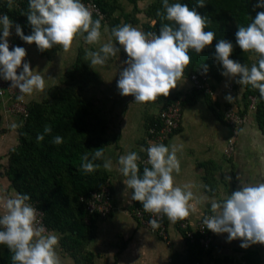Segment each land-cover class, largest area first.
Returning a JSON list of instances; mask_svg holds the SVG:
<instances>
[{
  "label": "clouds",
  "instance_id": "9594fccd",
  "mask_svg": "<svg viewBox=\"0 0 264 264\" xmlns=\"http://www.w3.org/2000/svg\"><path fill=\"white\" fill-rule=\"evenodd\" d=\"M12 3L13 0H8L9 9ZM203 7L204 0H197L193 8L162 0L163 10L157 11V16L161 18L158 33L144 32L131 24L118 25L111 30L109 41L102 44L98 51L86 50L84 59L90 62V68L104 66L110 57L123 49L127 59L123 61L125 66L117 80L119 94L134 97V102L138 104L155 102L161 96L166 98L177 87L191 62L189 51L193 50L199 55L215 40V33L205 30L209 22L207 17L197 11ZM254 8L264 9V0H257ZM24 15L32 29L30 35H25L19 24L14 25L7 14L0 16V78L11 82L10 88L19 91L17 99L20 101L26 96L43 92L45 79L31 68L30 63L25 62V48L15 46L10 50L9 38L13 27L21 40L29 45L34 43L41 52L54 46L68 52L78 36L83 37L88 45L98 44L101 38L100 19L94 21L92 13L81 0H29ZM235 38L242 52L255 54L257 59L251 67L230 59L233 43L220 39L215 44L213 58L222 66L221 75L235 81L227 83L222 90L238 94L235 84L251 86L258 90L259 100L264 101V11H258L246 27H238ZM18 69H22L19 74ZM202 69L207 74L208 66L204 64ZM205 77H201L199 87L190 80L197 92L206 93L212 89L208 76ZM216 93L220 94L218 90ZM252 97L255 98L254 102ZM225 99L229 103H225L222 110L219 107L217 110L225 114L233 109L244 118L242 125L252 112L255 113L258 104L257 97L250 96L247 116L242 115L244 101L241 100L240 108L231 103L234 100L231 94L226 95ZM222 122H226L225 117ZM225 124L229 126L227 122ZM242 125L229 127L238 130ZM51 131V127L46 126L44 134L37 136V142ZM230 138L235 141V152L236 135L230 136L227 143ZM63 142V137L59 135L52 139L54 145ZM225 149L224 155L231 158L234 152L227 156ZM181 150L182 145L172 144L169 147L163 143H152L147 149H142L146 151V163L150 165L143 168L142 175L137 163L140 157L136 152L121 155L118 159L119 172L126 178L123 180L126 191L131 189V200L139 202L146 213L166 216L171 223L183 220L197 210L192 201L195 200L196 204L201 202L200 198L194 197L191 190L193 184H175L173 173H180L177 152ZM81 160L82 168L87 173L101 167L94 163L97 160H104L103 168L112 171V161L104 159L102 149H97L91 159L87 153L84 154ZM29 200L27 194L0 197V245L6 246L12 254L13 264H61L56 251L59 237L38 225L37 209L28 203ZM209 204L211 214L203 218L207 230L217 235L227 233V242L240 240V247L244 249L255 244L264 245V182L254 185L242 183L226 199L211 200ZM149 223L153 228L159 227L157 220H150Z\"/></svg>",
  "mask_w": 264,
  "mask_h": 264
},
{
  "label": "crops",
  "instance_id": "0c3cea01",
  "mask_svg": "<svg viewBox=\"0 0 264 264\" xmlns=\"http://www.w3.org/2000/svg\"><path fill=\"white\" fill-rule=\"evenodd\" d=\"M101 38L104 41L102 40L103 42H99L94 47L96 51L102 44L108 42L105 30ZM113 42L115 43L114 40ZM72 52L73 55L70 53L64 59L62 58L65 65L68 66L66 69H57L58 61L54 58L53 67L48 72L51 74L57 69L59 75L66 76L74 68L82 50L72 48ZM69 55L73 62L69 63ZM125 57L127 59V56ZM109 62L112 61L108 60L104 66H96L91 69L94 70L96 83L99 79L97 75L102 77L97 89L101 96H106V101L110 103L101 105L103 111L106 110L110 113L115 110L121 114L124 109L126 111L121 120H114L113 125L110 126L112 121H107V134L111 141L106 148L105 159H110L113 165L112 171L107 172L108 180L113 187L116 209L108 218H97L93 237L84 241L76 252L81 259L80 264H193V254L196 252L200 253L197 259H202L205 264H264V245L255 244L244 249L240 247V240L227 242V233H224L214 234L212 248L209 251H202L185 238L182 228V224L195 225L198 219L209 213L211 200L226 199L232 191L239 189L242 183L254 185L264 182V160H262L264 157V133L258 125L255 114L251 113L248 121L237 130L219 120L207 106L204 107L202 99H198L193 105L186 107L187 110H190L189 129H186L185 123L184 125L182 123L180 131L164 145L169 147L172 144L182 145V150L177 152L181 170L179 174L173 173L175 184L177 186H183L185 183L193 184L191 190L194 197L200 198L201 202L196 204L195 200L192 201L191 203L196 206L197 210L191 212L183 220L171 223L167 219L170 236V242L167 243L160 236L141 225L132 214L134 201L131 200V189L126 191V186L123 183L126 178L119 172L118 164L119 157L129 152H136L139 156L145 155V151H142L146 146L145 138L138 139L139 131L137 130L142 123V117L138 112L137 121L134 118L129 120L127 114H132L131 108H140L146 111L151 107L143 108L144 104L135 103L134 97L129 96L127 99H123L119 93H115L120 70L116 67L114 72L110 71ZM86 63L90 68V62L86 61ZM113 63L117 64V62ZM78 78L80 81L81 77ZM83 79L90 81V78L83 77ZM187 80L190 82V79ZM229 82L235 81L228 80L223 76V80L216 83L221 99H225L226 95L231 94L234 98L231 103L241 105L243 89H238V92H241L238 94L222 90ZM62 83L60 81L58 86ZM191 89V82L184 88H181L178 83V88L171 90L170 94ZM108 91H112L113 96H117L118 99L112 100L111 98L109 100L113 96L109 95L110 97H108L110 94ZM166 98H161V101ZM158 99L160 100V98ZM161 101L157 102L160 107L164 102ZM223 101L229 103L226 99ZM1 102L0 197H6L18 194L10 189L11 182L6 172L10 166L9 152L19 144L18 130L23 125L19 117L6 113L4 103ZM13 124L16 125L15 128L12 127ZM143 125H145L144 120ZM143 130L146 134L145 126H143ZM234 135L237 140L236 151L230 160H227L228 158L224 155L225 144L227 139ZM50 232H54L59 237L56 251L61 259V264H78L73 254L76 250L73 251L62 245L64 233L55 229H50Z\"/></svg>",
  "mask_w": 264,
  "mask_h": 264
},
{
  "label": "trees",
  "instance_id": "16d2710c",
  "mask_svg": "<svg viewBox=\"0 0 264 264\" xmlns=\"http://www.w3.org/2000/svg\"><path fill=\"white\" fill-rule=\"evenodd\" d=\"M88 1L95 2L104 13L105 19L103 20L98 16H92L94 21L100 19L101 26L108 23L112 30L118 25L138 24L137 14L144 13L148 21L141 24L143 31L157 33L159 31L161 18L157 16V11L163 10L162 0H149L143 10L139 7L141 0H128L133 5V13H120L119 15L117 12L120 10V6L117 0H81L82 3ZM177 2L187 4L190 8L197 4V0H169L170 4ZM28 3L29 0L20 2L13 0L12 7L9 9L8 0H0V16L7 14L14 25L19 24L22 27L25 35H30L32 32L27 17L24 15L28 10ZM204 3L205 7L198 8L197 11L202 16L207 17L209 22L205 30L213 31L215 40L199 55L193 50L189 51L191 62L184 73L191 80L193 74H202V65H207L208 72L205 75L208 76V82L212 89L209 90L210 92L201 93L200 91L197 92L193 86L191 90L172 93L164 99V103H171L182 95H186L183 102L184 112L187 106L193 105L198 99H202L216 117L223 121L225 114L217 109L219 107L222 110V106L227 102L223 101L216 93L218 90L216 83L221 82L223 76L221 75L222 66L213 58L215 44L220 39L232 42L234 49L230 59L251 67L256 61L251 58L252 53L242 52L236 45L235 33L238 27H246L251 23V19L255 17L256 13L264 11V9L254 8L257 0H204ZM122 18L124 19L123 23L121 22ZM12 30H15V27ZM14 36L18 41H23L16 34ZM61 49L59 46H54L48 51L40 52L53 60ZM83 58L79 54L74 68L70 70V80H74L73 84H70L69 81H62L63 84L56 87L49 98L30 103L27 121L18 130L19 144L9 152L10 166L6 172L11 182L10 189L18 194H27L30 197L28 202L36 204L45 212L46 225L50 229L64 233L62 245L73 251L76 250L73 254L78 264H80L81 259L76 252L84 241L93 237L95 222L98 218L92 216L90 224L85 222L87 212L84 204L80 201V197L101 188L109 176L102 166L104 160L94 161L101 167L94 172L87 173L82 168L81 157L87 153L91 159L92 154L97 149H102L105 159L106 147L111 141L108 138L107 120L103 117V114L105 115L103 109L96 105L97 102L88 99L81 92L82 89H85L83 83L88 80L82 78L79 81V76L75 75L77 69L82 71L88 66L86 61L82 62ZM235 86L244 90L242 115L247 114L248 116L250 96L257 97L258 104L255 117L264 133V101L259 100L258 90L252 89L251 86L238 84ZM239 106L242 107L240 104ZM144 113L148 114L144 120L147 128L154 122L157 114L149 112V109ZM46 126L51 127V133L45 134L44 139L37 142V136L44 134ZM180 129L174 130L175 133L170 135V138ZM57 135L63 137L64 142L60 145L52 143L53 137ZM138 166L142 175L143 168L146 166L141 164ZM139 205H141L139 202L134 201L133 207ZM11 255L6 246L0 245V264H13ZM199 256V252L193 254V263Z\"/></svg>",
  "mask_w": 264,
  "mask_h": 264
},
{
  "label": "built area",
  "instance_id": "2783aa9c",
  "mask_svg": "<svg viewBox=\"0 0 264 264\" xmlns=\"http://www.w3.org/2000/svg\"><path fill=\"white\" fill-rule=\"evenodd\" d=\"M20 1L22 0H19V2ZM84 4L92 13V16H98L102 20L105 19L104 13L95 2L88 1L84 2ZM27 45L28 44L24 41H18L15 36L9 38L10 50L15 46H20L25 48L27 51ZM21 70L22 69H18V74ZM201 77H203L204 79L206 78L203 72L200 75L195 73L191 76V80L194 85H197L199 87ZM10 83L11 82L5 81L0 78V98L4 103L6 113L16 115L21 119L22 125H24L30 113V103L26 100V97L23 101L18 100L17 96L20 95V93L17 89L10 88ZM185 99L186 95H182L175 101L171 103H164L162 105L157 113L154 122L151 123L145 130V149H147L152 143L165 144V142L170 138V135L175 133L174 130H179L181 128L183 121V102ZM252 100L254 102L255 98L252 97ZM253 107L254 104L252 103L251 108ZM225 120L230 126L235 128H238L244 122V118L233 109H229L225 112ZM234 150L235 141L234 139L230 138L228 140L225 153L227 156H231ZM139 157L140 159L137 162L138 164H141L143 166H150L146 163L148 159L146 151L144 156ZM80 201L84 204L87 212V216L85 218V222L87 224L91 223L92 216H97L98 218H108L112 213H114L116 209L114 203L113 187L109 180H107L101 186V188L93 190L87 195L81 196ZM28 203H30L34 208L37 209L38 225H42L43 227H45L46 232H50V228L45 223V212L36 204L31 202ZM132 214L138 219L139 223L146 227L149 231L157 234L167 243L170 242L166 216L158 217L153 216L150 213H146L143 210L142 205L135 206L132 210ZM210 214L211 212L207 213L206 215ZM205 216L198 219L195 225L182 224V228L184 230L183 233L185 238L191 244L199 247V249L202 251H209L213 245L214 233L205 228V225L203 224V218ZM150 220H157V222L159 223V227L153 228L149 223ZM193 264L205 263L202 259H196Z\"/></svg>",
  "mask_w": 264,
  "mask_h": 264
},
{
  "label": "rangeland",
  "instance_id": "374dc122",
  "mask_svg": "<svg viewBox=\"0 0 264 264\" xmlns=\"http://www.w3.org/2000/svg\"><path fill=\"white\" fill-rule=\"evenodd\" d=\"M117 2H118V5L120 6V10H122V11L119 10L117 12V15H119L120 13H122V14H125V13H131L132 14L133 13V5L128 0H117ZM147 3H149V0H141L139 2V7L143 10L145 8V6H146ZM137 17L139 19V23L138 24H132V23H129V24H131V25H133V26H135V27H137V28H139L140 30L143 31V28H142L141 24L143 22L148 21V18L144 15V13L137 14ZM121 22L122 23L124 22V19L123 18H122V21ZM104 30H105V33H107L108 41H109V39L111 38V26L108 23H105L104 25L101 26V29H100V31H101V37H102V35L104 33ZM11 33L12 34H11L10 37H12V36H14L16 34L15 33V30H11ZM102 40L103 39L100 38V42H103L104 41V40L103 41ZM96 45H88V44H86L84 42L83 37L78 36L73 41V44H72V47H71L70 51L64 52L61 49V51H58L57 52V56L55 55L54 58L56 59V61H58L56 63L57 64V67H58L57 69L64 70V69H66L68 67V66L65 65V62L63 61V59L67 56V54H70L71 53V55H73L72 48H78V50L80 49V51L82 50V52H80V54H81V56L85 57L86 50L96 51V50H94V47H96ZM79 47H81V48H79ZM26 52H27V55H26V58H25V62L30 63L31 68L33 70H36L37 72H39V74H41L44 77V79H45V89H44V91L43 92H37V95H36V93H34L32 96H26V100L28 102H31V100L38 101V100H43V99L49 98L50 95H51V93L60 84V81H69L70 84H73V81L74 80L73 81L70 80V75H69L70 72L66 76H64V77L61 74L60 75L58 74L57 69L54 71V73L52 72L50 74L48 72L49 69H52V67H53V60L48 55L42 54L37 49V46L36 45H34V44L29 45L28 44L27 45V51ZM125 56H126V54L123 52V49H121V51L118 52L115 56L110 57L108 59V60H111L112 61V62H109V65H108V67H110L109 68L110 71L114 72L116 67L121 71L122 68L125 66L123 64V62H122V61L126 60V57ZM251 58L253 60H255V61L257 59V57L255 56V54H252L251 55ZM71 61H72V57L70 56L69 63ZM84 61H86V60L83 58V61L82 62H84ZM113 62H117V64L115 65ZM80 65L83 66L82 64H80ZM84 69L85 70H82V71L77 69L76 70V73H75V75H77V77L78 76L81 77V79L83 77L84 78H90V81H87V82L83 83V87L85 89H82L83 91H81V90L80 91L83 94H85L88 99L93 100V102H97L96 105L99 108H102L101 105L110 104V103H108L106 101V99H105L106 96H103L102 95L103 96L102 97L101 94H100V92H99V90L97 89V85L99 86L100 82L102 81V77H100L99 75H97L99 77V79H97V83H96L95 82L96 81V77L94 75V70H92L91 68L88 69V66L85 67ZM80 73H82V74H80ZM187 79H189V77H187V74L184 73L183 78L180 81H178V83L180 84L181 88L187 87L188 84L191 82V81L189 82ZM95 83H96V85H95ZM191 87H192V84H191ZM91 88H93V90H90ZM177 88H178V85H177V87L175 89H177ZM108 92L110 93V94H108V97H110L109 95H111V96L114 95L112 91H108ZM115 93H119L118 89L115 91ZM238 93H241V92H238ZM235 94H237V93L235 92ZM118 96H119V94H118ZM122 97H123V99H127L129 96H126V97L125 96H122ZM111 98H112V100L118 99L117 96L116 97L113 96V97H110L109 100ZM121 100H122V98H121ZM222 100H225V99H222ZM158 101H161V99L159 100L157 98V100L155 102H153V104H155V105L151 104L152 102L151 103L144 104V105L142 104L143 105V108H145L146 106L147 107L150 106L151 108H150L149 112H153V113H156L157 114L158 111L160 110V108L162 107V106L160 107V105L157 104ZM162 101H164V100H162ZM0 102H1V98H0ZM163 104H164V102H163ZM204 105H205L204 107H206V102H204ZM120 106H123V105L120 104ZM131 109L132 110L130 112L132 114H127L128 119L129 120H132V118H134L137 121L138 120V119H136L138 117V114L137 113L139 112V115H141V117H142V123H140L139 128H137V130L139 131L138 139L145 138V134H144V130H143V126H145V125H143V120H145V118H146V116L148 114L146 115V113H144V111L142 109H140V108H131ZM189 112H190V110H187V109H185L184 112H183V115H185V116H184V119H183L182 123H183V125L185 123L186 129H189V127H190L189 126V123H188L189 122L188 120L190 119L189 118ZM104 113L106 115L103 114V117H105V119L108 122L112 121V122H110L111 123L110 126H111V125L114 124V120L115 121L121 120V118H123L124 115L126 114V111L124 109L123 114H121V113L116 112L115 110L113 112H110V113L105 110ZM252 113H253V115L255 114L254 112H252ZM226 144H227V142H226ZM227 160H230V158H228Z\"/></svg>",
  "mask_w": 264,
  "mask_h": 264
}]
</instances>
